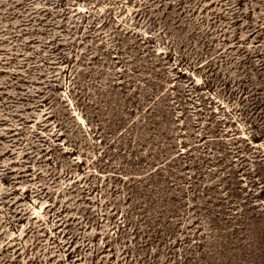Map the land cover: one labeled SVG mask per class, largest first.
I'll use <instances>...</instances> for the list:
<instances>
[{
  "label": "rangeland",
  "instance_id": "obj_1",
  "mask_svg": "<svg viewBox=\"0 0 264 264\" xmlns=\"http://www.w3.org/2000/svg\"><path fill=\"white\" fill-rule=\"evenodd\" d=\"M0 264H264V0H0Z\"/></svg>",
  "mask_w": 264,
  "mask_h": 264
}]
</instances>
